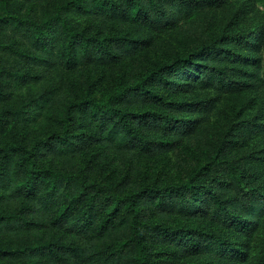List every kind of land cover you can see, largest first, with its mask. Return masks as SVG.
I'll return each instance as SVG.
<instances>
[{"label":"trees","instance_id":"1","mask_svg":"<svg viewBox=\"0 0 264 264\" xmlns=\"http://www.w3.org/2000/svg\"><path fill=\"white\" fill-rule=\"evenodd\" d=\"M226 1L0 0V264H264V105L198 97L264 91ZM148 33L186 49L149 66Z\"/></svg>","mask_w":264,"mask_h":264},{"label":"rangeland","instance_id":"2","mask_svg":"<svg viewBox=\"0 0 264 264\" xmlns=\"http://www.w3.org/2000/svg\"><path fill=\"white\" fill-rule=\"evenodd\" d=\"M214 14V32L217 34L223 32L225 27L234 21L235 15L240 23H252L257 26L264 19V0H228L222 4L221 8L215 10ZM148 36L152 38L153 46L145 52L143 61L149 66L167 61L173 55L180 54L186 49L187 40L182 36L155 33H148ZM198 97L208 99L210 103L216 102L217 113L222 112L232 118L258 111L264 105L263 90L262 92L248 91L231 95L218 94L216 91L210 90L199 94ZM214 112L216 113V110ZM170 161L169 157L162 156L138 163L151 178L158 171L172 177V174L168 172Z\"/></svg>","mask_w":264,"mask_h":264}]
</instances>
